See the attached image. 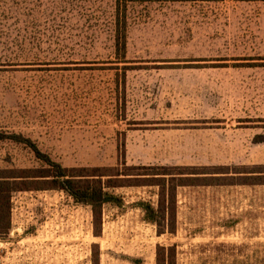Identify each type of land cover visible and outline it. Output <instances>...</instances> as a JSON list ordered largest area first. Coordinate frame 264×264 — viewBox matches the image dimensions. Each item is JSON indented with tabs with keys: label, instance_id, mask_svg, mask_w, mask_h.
I'll return each mask as SVG.
<instances>
[{
	"label": "rangeland",
	"instance_id": "374dc122",
	"mask_svg": "<svg viewBox=\"0 0 264 264\" xmlns=\"http://www.w3.org/2000/svg\"><path fill=\"white\" fill-rule=\"evenodd\" d=\"M0 131L68 168L138 167L99 234L90 205L25 181L0 264H156L158 244L264 264V0H0ZM46 166L0 139V174ZM161 196L159 234L141 204Z\"/></svg>",
	"mask_w": 264,
	"mask_h": 264
},
{
	"label": "trees",
	"instance_id": "16d2710c",
	"mask_svg": "<svg viewBox=\"0 0 264 264\" xmlns=\"http://www.w3.org/2000/svg\"><path fill=\"white\" fill-rule=\"evenodd\" d=\"M121 27V26H119ZM117 39L126 48V32L125 26L123 25V31L118 29ZM10 138L13 140H18L28 145L35 153L36 157L43 161L47 166L39 170V172L29 171L26 175H8L0 174V235L8 232L10 225L9 213L10 207L9 203L13 192L23 189H28L25 181H41L45 183V188H60L67 191L77 203L90 205L93 212V224L95 227V233L99 234V227L102 224V213L103 206L106 203H115L117 205L123 204V198L117 196L109 190V188L131 185L128 183L132 177L131 173L127 171L132 168L127 165L125 160L122 162V166L117 167L113 174L107 173L112 170L108 168L94 167V168H68L60 164L59 162L53 160L50 155L41 151L36 143L30 138L23 136L21 134H4L0 131V139ZM166 174V173H163ZM168 174V173H167ZM106 177V178H105ZM135 179H139V176H135ZM160 179L161 183L158 184L162 187L161 195L165 192L167 180L166 177ZM169 190L172 191L174 185L170 184ZM22 182V183H21ZM24 184L21 185V184ZM163 196L158 202V207H155L151 202H143L141 205L144 208L146 219L159 226V234L169 232L167 227H171L170 220L161 216L157 213L158 210L165 208V203L162 204ZM170 202V201H169ZM7 206V222L4 226L1 225L3 215L2 208L3 205ZM167 208V207H166ZM163 225L166 226L163 228ZM173 228H171V232ZM95 264V263H94ZM156 264H177V249L175 245H164L158 244L156 250Z\"/></svg>",
	"mask_w": 264,
	"mask_h": 264
}]
</instances>
